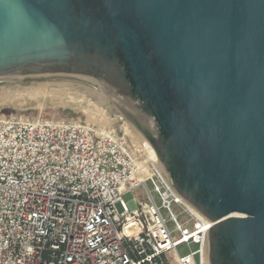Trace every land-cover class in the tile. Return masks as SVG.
I'll return each mask as SVG.
<instances>
[{
    "label": "water",
    "instance_id": "obj_1",
    "mask_svg": "<svg viewBox=\"0 0 264 264\" xmlns=\"http://www.w3.org/2000/svg\"><path fill=\"white\" fill-rule=\"evenodd\" d=\"M84 83L208 222L209 264H264V0H0V80Z\"/></svg>",
    "mask_w": 264,
    "mask_h": 264
},
{
    "label": "built area",
    "instance_id": "obj_2",
    "mask_svg": "<svg viewBox=\"0 0 264 264\" xmlns=\"http://www.w3.org/2000/svg\"><path fill=\"white\" fill-rule=\"evenodd\" d=\"M132 147L82 122L0 117V264H207L212 222ZM138 188L144 200L122 199Z\"/></svg>",
    "mask_w": 264,
    "mask_h": 264
},
{
    "label": "rangeland",
    "instance_id": "obj_3",
    "mask_svg": "<svg viewBox=\"0 0 264 264\" xmlns=\"http://www.w3.org/2000/svg\"><path fill=\"white\" fill-rule=\"evenodd\" d=\"M0 117L82 122L125 136L135 149L144 146L143 141L146 140L103 93L76 81L13 77L1 79ZM129 125L134 127L142 138ZM133 196L139 201L145 199L141 188L124 193L122 199L128 202ZM154 197L157 199L156 195ZM117 208L121 210L119 203ZM171 210L177 215L178 221L182 222L185 219L177 206L173 205ZM162 214L167 219L169 229H173L174 223L168 218L167 211L162 210ZM173 235L176 237L177 232L173 231ZM195 248L194 244L189 246L181 244L177 247V252L184 255Z\"/></svg>",
    "mask_w": 264,
    "mask_h": 264
},
{
    "label": "bare ground",
    "instance_id": "obj_4",
    "mask_svg": "<svg viewBox=\"0 0 264 264\" xmlns=\"http://www.w3.org/2000/svg\"><path fill=\"white\" fill-rule=\"evenodd\" d=\"M11 78V77H10ZM8 79V78H7ZM91 91V90H90ZM93 92V91H92ZM98 93V92H97ZM95 95V94H94ZM98 94H96V96H97ZM100 95V94H99ZM129 127H131L132 128V130L136 133V134H138L139 136H140V138H142L141 137V135L134 129V127H132L131 125H129ZM144 142V147H145V149L146 150H148L149 151V153H151V154H153L152 153V150H151V148H150V146H149V144L147 143V141L145 140V141H143ZM207 264H209V261L207 262Z\"/></svg>",
    "mask_w": 264,
    "mask_h": 264
}]
</instances>
